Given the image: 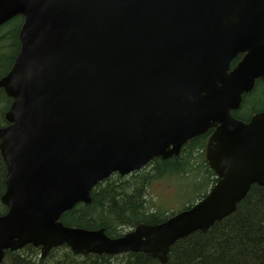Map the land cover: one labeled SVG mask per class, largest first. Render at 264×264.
I'll use <instances>...</instances> for the list:
<instances>
[{
    "label": "water",
    "instance_id": "obj_1",
    "mask_svg": "<svg viewBox=\"0 0 264 264\" xmlns=\"http://www.w3.org/2000/svg\"><path fill=\"white\" fill-rule=\"evenodd\" d=\"M18 15L20 49L0 78L13 98L0 125V261L32 244L42 257L67 245L166 263L179 239L264 186V111L233 115L264 78V0H0V26ZM213 127L206 154L218 180L190 207L118 237L60 220L114 173L177 156Z\"/></svg>",
    "mask_w": 264,
    "mask_h": 264
},
{
    "label": "trees",
    "instance_id": "obj_2",
    "mask_svg": "<svg viewBox=\"0 0 264 264\" xmlns=\"http://www.w3.org/2000/svg\"><path fill=\"white\" fill-rule=\"evenodd\" d=\"M22 22L23 16L19 15L0 26V78L9 72L19 52ZM235 63L236 60L233 65ZM12 101L0 87V124L7 123L5 113ZM241 108L244 112L233 113L241 120H248L251 113L264 109V79L257 80L253 91L245 95ZM247 108L251 111L248 114L245 113ZM206 140V134L197 136L177 156L166 160L155 158L147 167L126 176L118 173L111 175L92 190L91 203L78 204L66 212L62 220L67 225L91 230L105 228L111 237L120 236L140 223L165 221L173 212L156 207L148 198L150 186L161 178H174L179 185L185 178L193 176L201 182L194 199H201L217 181L215 173L203 158ZM6 173V163L0 152V213L8 209L1 202L6 189ZM0 264H264V187L252 185L234 213L216 222L207 231H195L178 240L171 247L166 263L143 252L116 256L75 255L67 246L53 249L42 258L39 248L27 245L17 252L7 251Z\"/></svg>",
    "mask_w": 264,
    "mask_h": 264
},
{
    "label": "rangeland",
    "instance_id": "obj_3",
    "mask_svg": "<svg viewBox=\"0 0 264 264\" xmlns=\"http://www.w3.org/2000/svg\"><path fill=\"white\" fill-rule=\"evenodd\" d=\"M251 112V111H250ZM249 108L245 110V113H250ZM171 181L167 179H159L152 183L149 188L148 198L152 199V196L157 200L158 205L164 206L169 211L180 210L184 205L194 202V198L197 195V189L200 188L201 182L197 181L193 176L188 177L182 184L177 185L174 182V178H170ZM203 183H206L203 181ZM206 188V185L204 186ZM203 189L201 191L203 192Z\"/></svg>",
    "mask_w": 264,
    "mask_h": 264
}]
</instances>
